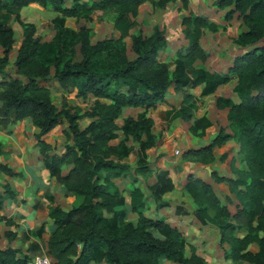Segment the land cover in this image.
<instances>
[{"label":"trees","instance_id":"1","mask_svg":"<svg viewBox=\"0 0 264 264\" xmlns=\"http://www.w3.org/2000/svg\"><path fill=\"white\" fill-rule=\"evenodd\" d=\"M172 1L0 0V125L7 128L32 119L39 129L37 146L50 176L61 185L65 196L82 197L71 208H64L58 201L51 209L46 253L53 264H162L163 259L172 264H208L177 222L146 214L148 197L137 185V177L150 174L148 150L158 139L150 109L164 101L170 88L183 93L180 117L193 120L190 130L202 137L212 123L207 116H193L191 104L197 99L186 89L203 86L202 95H209L234 77L235 98H215L219 109L229 108L232 132L221 128L210 143L183 155L187 161L210 164L216 160L214 149L234 139L239 144L238 157L230 162L235 177L211 172L216 182L228 184L230 195L225 202L210 183L193 173L187 176L183 189L197 206L196 217L219 229L224 258L231 261L228 264H264V0L215 1L219 9L227 8L226 22L237 14L244 25L233 39L235 47L243 52L220 72L202 65L210 56L201 41L204 31L218 32L222 27L205 15L183 17L187 44L169 62L159 58L169 45L164 29L155 26L150 35L131 32L138 25L143 4L165 9ZM182 1L187 7L190 0ZM32 4L56 14L52 19L54 40L38 36L36 24L23 19L22 9ZM97 11L113 13L118 37L93 42L91 27L66 25L67 18L91 22ZM13 18L23 30L14 62L16 76L6 69L16 42ZM127 37L131 38L133 58L128 54ZM55 88L65 94L61 108L54 102ZM73 90L77 97L93 98L89 108L69 104L67 95ZM126 107L142 110L136 117L125 116ZM82 118L90 119L84 128L79 126ZM119 118L123 120L121 125ZM64 122L68 124L63 129L65 145L58 153L44 136ZM120 132V141L112 144ZM132 140L139 143L135 166L125 161L135 150ZM237 161L244 166L238 167ZM0 171L10 176L20 174L6 164H0ZM124 176L131 178V209L124 195L126 188L121 189L115 181ZM4 187L0 209L7 198L16 195L8 183ZM146 189L164 208L169 203L162 198L173 192L176 184L168 173L158 172L155 182L147 184ZM227 202L235 209L231 210ZM129 210L138 214L137 221L129 218ZM185 211L183 205L175 208L178 216ZM237 231L243 234L237 235ZM6 235L11 239L16 234L8 230ZM188 247L190 255L186 253ZM33 256L21 248L0 247V264H27Z\"/></svg>","mask_w":264,"mask_h":264},{"label":"crops","instance_id":"2","mask_svg":"<svg viewBox=\"0 0 264 264\" xmlns=\"http://www.w3.org/2000/svg\"><path fill=\"white\" fill-rule=\"evenodd\" d=\"M216 22L220 23V21L217 20ZM241 24L242 21L238 24V26ZM236 36L237 35H235V37ZM217 41L218 40H213L211 46L218 47L219 50L212 49V51H210L211 54L208 60L205 62V67L212 71L220 72L227 70V67L231 64L230 61L232 57L243 51L238 46H234L230 50L225 49L224 46L219 47ZM20 43L17 49H19ZM202 45H205L203 41ZM207 47L204 48L207 50ZM13 49L10 53V60L14 58ZM17 53L18 50L15 52L16 55L14 61L16 60ZM164 53L169 54V58L171 60L175 53L173 44H169ZM159 57L161 60L167 61V59H164L163 56ZM223 61H226L227 65L222 66ZM198 62L200 63L201 61ZM12 75L16 76L17 74L14 72ZM235 84L236 79L233 78L229 83L220 85L214 93L209 95H202L203 86H199L194 89H186V92L193 93L196 99L202 101V108L196 113V116H207L212 123L211 126L206 129L205 135L202 136L201 139L199 138L200 144L194 148H200L210 143L211 140H213L220 132L221 128H225L226 132L228 133L232 132L229 126L230 122L228 120L229 108L219 109L216 106L215 98L216 96L235 98ZM182 100L183 93L176 92L172 86L164 101L160 102L156 108H151L149 114L154 118V120L155 117L151 114L152 111H160L163 115H168L172 111L179 109ZM133 110H137V113L133 114ZM141 110L142 108L126 107L124 109V115L126 116L131 114L136 117L138 112ZM120 119L122 118L118 119V123ZM82 120L85 122L84 125H82V123L80 124ZM89 121V118H82L79 121L80 128H84ZM119 124L121 125L122 123ZM57 128L58 126L44 136V139L55 147L60 146V143L56 142L53 135ZM38 131L39 129L34 125L32 119L30 118H27L21 122L12 123L7 128L0 125V164H6L16 172H20L18 175L10 176L0 171V195H4L6 193V188L4 187L6 183H8L11 188L16 191V195L12 198H7L3 202L2 208L0 209V247L6 248L8 246H13L15 248H21L25 254L29 255H36L40 252L47 251L50 225L52 222L50 219V212L56 203L61 201L62 206L66 208V206L72 207L73 205H78L82 200L81 196H65L61 185L54 177L50 176L49 170L45 166L44 157L37 146L36 133ZM121 137L122 132H120V137L112 140L111 143H118ZM63 149L64 146L60 150L57 149L56 152L61 153L63 152ZM238 149L239 144L234 139H230L221 146H217L214 149L216 160L213 163L200 164V166L196 165L194 167V169H197L198 171V176L210 183L220 197L230 195L229 186L225 182H216L212 177L211 172L212 170H216L219 175L235 177V174L231 170L230 162L234 157H238ZM223 154H226L227 156L224 160H221L220 157ZM129 157L125 159V161L128 163H130ZM236 165L238 167L244 166L239 161H237ZM160 166H162L164 169H170L171 167L170 163L166 161V159L164 160L163 165ZM199 167L200 169H198ZM189 174L190 173L186 172L185 179L180 182L183 185L180 183H175V190L178 188H184V185L187 181V176ZM151 178H153V175L148 177V180ZM116 183L118 184L117 181ZM142 183L143 184L137 185L140 186L143 191H146L144 187H146L149 183L147 181ZM71 202H74V204ZM153 203H155V201H153L152 204ZM147 206L149 208V203ZM168 208L171 207L165 206L164 208L160 209L161 212L158 211L150 215L154 217H163L177 222L180 229L189 235V241L196 246L197 253L204 257L208 264L231 263L230 260H226L224 258V251L220 245L221 234L219 229L211 223H202L195 215V207H185L186 211L180 216L176 215L175 211V216H167L166 210ZM193 226L197 227L198 231H202V250L198 247V242L199 240L201 241V239L198 238L199 236L194 238L193 235H191ZM8 230H11L16 234L11 236V239H9V237L6 235V231ZM204 240H207L206 244L203 243ZM206 245H210L214 249H208ZM186 253L187 255L191 254L189 247L187 248ZM91 264L96 263L93 262ZM162 264H172V262L167 259H163ZM243 264L249 263L244 262Z\"/></svg>","mask_w":264,"mask_h":264},{"label":"rangeland","instance_id":"3","mask_svg":"<svg viewBox=\"0 0 264 264\" xmlns=\"http://www.w3.org/2000/svg\"><path fill=\"white\" fill-rule=\"evenodd\" d=\"M216 0H190L189 4L184 6L182 0H174L168 4L165 9H156L153 7L151 3L143 4L140 8V15L138 17V25L131 30L132 33H138L140 31L143 32L144 35H150L153 32L155 26H159L161 29L165 30L166 36L168 38V44H173V49L176 51L181 48L182 46L187 44V40L185 38L184 29L185 26L182 25L183 17L186 15H205L209 17L213 21H220L222 27L219 29L218 32H213L208 29L204 31L202 36L203 39L201 41L204 42V47H207V51H212V49L219 50L218 47H212L211 43L213 40H218L217 44L219 47H225V49H232L235 44L233 39L235 35L244 29V25L238 24L242 21L237 17V14L228 22L225 21L224 16L226 9H219L216 4ZM55 13L51 10H46L40 5L32 4L28 7L22 9V17L25 21H30L36 24L37 26V35L42 37L45 40L52 41L56 35V30L53 28L52 19L54 18ZM14 29H15V36H16V43L14 44L13 49V59L10 60L9 65L7 66V71L9 73L16 72V67L14 64L15 59V52L18 50L17 47L22 39V27L20 24L13 18L11 21ZM219 23V22H218ZM87 25L92 28V41L96 42L100 39L107 38V37H118L119 32L116 31L114 28L113 22V13L112 12H101L97 11L93 15V21L89 22L85 19L76 20L75 18L67 19L66 25L78 29L81 25ZM127 45H128V54L131 58L135 57L134 52L131 49V38H126ZM216 45V44H215ZM2 46L0 45V55H3ZM163 50L160 56L167 61H171L169 58V54L164 53ZM243 51V50H242ZM174 53V56H175ZM211 54V53H210ZM160 58V57H159ZM233 59V57H232ZM232 59L230 62H232ZM164 61V60H163ZM199 63V62H198ZM201 63V62H200ZM202 64V63H201ZM200 65V64H199ZM202 65H205L203 63ZM227 65L226 61L222 62V66ZM228 68V67H227ZM1 72H0V79H1ZM235 78V77H234ZM51 82V81H50ZM54 83V82H51ZM55 84V83H54ZM57 87V86H56ZM64 92L58 88L54 90V102L61 108L62 107V98L64 96ZM69 98L70 105H80L83 109L89 108L92 104L93 98L83 99L76 96V90L69 92L67 95ZM192 111L193 116L196 118V113L200 111L202 108V101L197 99L192 104ZM133 114L137 113V110L132 111ZM152 115L155 117V133L158 136L156 145L148 150V162L151 163V172L148 175L139 174L137 179V184H143L142 182H148L151 184L156 180V175L158 172H165L169 173L176 184L183 181L186 177V172L193 173L195 176H198L197 169L194 167L197 165L200 166L199 162H192L187 161L184 158V153L189 150L193 149L195 146L200 144L201 136L196 135L190 130V126L192 125V121H185L180 117V112L178 110L172 111L168 115H163L162 112H151ZM85 124L82 120L80 124ZM119 123H123V120L120 119ZM68 127L67 122L59 125L56 132L53 134L54 139L57 143H60V146H57V149H62L65 145V138L62 133L63 129ZM130 144L135 146V150L131 153L130 164L135 166L137 164V149L139 147V143L135 141H130ZM168 161L171 165L170 169H164L162 166L164 160ZM187 162V163H186ZM190 162V163H188ZM200 169V167L198 168ZM194 170V172H193ZM153 178L148 180V177L152 176ZM121 189L126 188L124 195L127 197L128 200V209H131L129 204V186L132 185L131 178L129 176H124L119 179H116ZM181 184V183H180ZM183 185V184H181ZM146 195L148 197L149 208L146 211L147 215L154 214L156 212H161L160 202L157 199L151 198L150 192L146 187ZM227 196V195H226ZM226 196L221 197L226 202ZM163 201H168L169 207L167 211V216H175V208L178 205H183V207H197L194 203V200L190 197V195L182 188H178L177 190L173 191V193H169L162 198ZM155 203L152 204V202ZM74 204V202H71ZM228 203V202H227ZM74 206V205H73ZM228 206L231 210L235 209L234 204L228 203ZM71 208L66 206V209ZM164 212V211H163ZM128 216L133 221H137L138 214L131 212L129 210ZM237 235H242V231H237ZM195 238L201 239L198 242V247L202 250V231H198L197 227H192V234ZM192 237V238H193ZM204 244L207 243V240H204ZM208 249H214L210 245H206ZM189 252V251H188ZM34 255V254H33ZM217 256V255H216ZM239 263V264H243Z\"/></svg>","mask_w":264,"mask_h":264},{"label":"built area","instance_id":"4","mask_svg":"<svg viewBox=\"0 0 264 264\" xmlns=\"http://www.w3.org/2000/svg\"><path fill=\"white\" fill-rule=\"evenodd\" d=\"M27 264H53V261L46 252H42L29 259Z\"/></svg>","mask_w":264,"mask_h":264}]
</instances>
